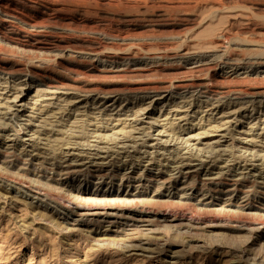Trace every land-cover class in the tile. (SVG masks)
<instances>
[{
    "label": "rangeland",
    "instance_id": "obj_1",
    "mask_svg": "<svg viewBox=\"0 0 264 264\" xmlns=\"http://www.w3.org/2000/svg\"><path fill=\"white\" fill-rule=\"evenodd\" d=\"M0 264H264V0H0Z\"/></svg>",
    "mask_w": 264,
    "mask_h": 264
},
{
    "label": "bare ground",
    "instance_id": "obj_2",
    "mask_svg": "<svg viewBox=\"0 0 264 264\" xmlns=\"http://www.w3.org/2000/svg\"><path fill=\"white\" fill-rule=\"evenodd\" d=\"M188 88V87H187ZM197 93V92H196ZM199 94V93H198ZM187 98V97H186ZM222 99V98H221ZM218 107V106H217Z\"/></svg>",
    "mask_w": 264,
    "mask_h": 264
}]
</instances>
